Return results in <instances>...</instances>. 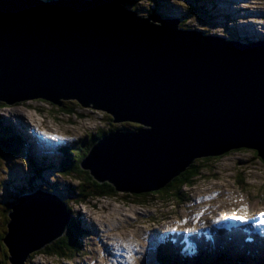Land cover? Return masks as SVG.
Returning <instances> with one entry per match:
<instances>
[{
    "label": "water",
    "instance_id": "water-1",
    "mask_svg": "<svg viewBox=\"0 0 264 264\" xmlns=\"http://www.w3.org/2000/svg\"><path fill=\"white\" fill-rule=\"evenodd\" d=\"M127 2L0 0V102L77 100L139 124L103 135L81 162L118 192L161 190L196 159L232 150L264 159V40L181 28ZM69 221L51 192L23 197L3 238L11 263L61 238Z\"/></svg>",
    "mask_w": 264,
    "mask_h": 264
},
{
    "label": "rangeland",
    "instance_id": "rangeland-1",
    "mask_svg": "<svg viewBox=\"0 0 264 264\" xmlns=\"http://www.w3.org/2000/svg\"><path fill=\"white\" fill-rule=\"evenodd\" d=\"M125 6L147 17L155 13L165 16V19L178 18L180 24H184L183 19L188 17L185 21L187 28L203 29L210 34L240 37L243 33L250 37L257 34L258 40L261 33L264 35V0H201L197 5L198 10L195 0H129ZM192 6L194 14H186V8ZM206 10L211 14H206ZM72 106L75 108L73 114H67L58 106L41 99L0 107V122L22 134L18 154L3 158L7 162L0 157V234L6 228V215L2 209L7 208L9 199L14 198V195L3 196L4 182L11 178L7 163L8 166L15 165L12 172L17 171L19 175L30 176L37 182L44 183L45 180L49 184H59L60 189L64 190L61 196L66 198L71 194L66 186L78 187V178L87 176L88 171L82 169V173L75 174L73 166L69 169L66 165L70 159L73 160L66 153L71 148L77 152V149L88 146L92 142L89 140L92 134L132 123L114 122L111 115L91 106ZM24 142L30 144V150L22 148ZM76 154L77 158L84 156L82 150ZM31 159L50 167L46 168L42 179L39 175L34 176V171L28 166L29 161L32 164ZM61 162L69 174L55 175L59 173ZM53 169H56L54 174ZM203 170L197 183L184 189L189 191L191 197L184 204H179L176 197L149 194L146 199H139L124 192H118L113 198L88 197L84 203L74 202L75 199L71 198L69 201L74 218L85 230L86 235L79 238V242L86 253L82 259L77 257L76 261H63L56 256L38 253L32 259V264H158L155 248L158 251L161 245L165 248L169 234H179L180 231L185 234H179L181 241L173 245L186 252L190 248L187 235L192 233L195 226L200 229L213 225L217 220L218 223L231 221L232 217L250 215L253 210L251 218L256 223L252 228L264 230V223L260 222L264 220V215H257L264 213V163L256 150L250 147L232 150L221 158L211 160L208 168ZM13 182L24 185L19 177H15ZM255 217L257 221H254ZM232 220L233 223L239 222V219ZM231 226L229 230L222 231L232 234L215 233L217 245H220L218 241L225 242L223 239L229 236L242 238L244 241L241 243L249 245L247 240L252 239L253 235ZM171 241L177 243L175 240L168 242ZM156 243L161 245L156 246ZM4 255H8V252L0 241V264H11Z\"/></svg>",
    "mask_w": 264,
    "mask_h": 264
},
{
    "label": "trees",
    "instance_id": "trees-1",
    "mask_svg": "<svg viewBox=\"0 0 264 264\" xmlns=\"http://www.w3.org/2000/svg\"><path fill=\"white\" fill-rule=\"evenodd\" d=\"M132 1V0H131ZM201 1L195 0V5L197 10V5H199ZM194 6L186 8V14L193 15L194 14ZM152 12V11H151ZM207 14V10H206ZM165 18V16H163ZM189 19L188 17H185L183 19L184 24H180L181 27L187 28V24H185ZM206 33V31H204ZM207 34V33H206ZM209 34V32H208ZM226 37L230 40H236L241 42H249V39H240L237 36L233 35H226ZM44 101V100H43ZM6 105L5 103H0V107ZM54 105V104H53ZM72 105L81 106L79 102H75L73 100H66L64 101L63 106H58L57 108L66 112L67 114H73L75 112V108ZM113 120V118H111ZM140 125H135L133 123H130L125 126V124L121 126H115L110 130L107 131H100L98 134H92L91 138L89 139L92 141L88 146H83L84 148L77 149V152H80L81 150L84 152V156H80L77 158V152L73 148H71L70 151H68L66 154H70L73 160H69V162H66V165L69 169L73 168L75 169V174L82 173L84 170H82L81 162L83 158L89 154V151L92 147V145L95 143L96 140H99L103 137V135H106L107 133L120 129V128H126V129H132V128H139ZM15 131L13 127H8L4 123L0 122V155L2 152L1 147L6 149V153L3 156V158H8L14 154H16L21 143V137L19 133L17 132L16 135L14 134ZM94 135L97 139L94 138ZM244 148H241L243 150ZM240 150V149H239ZM258 154V151H256ZM8 153V154H7ZM83 155V154H82ZM259 156V155H258ZM220 157H207V158H200L196 159L194 162L190 164V166L182 172L179 176L174 178L166 187L162 188L158 191H153L150 193H142V194H133L135 197L139 199H146L149 194L153 196L158 197H166L169 196L171 198L178 199L179 204H184L185 202L188 203L191 199L189 195V191H185L186 188L193 187L199 177H202L203 169L208 168V164L210 165L211 160L221 158ZM262 159V158H261ZM7 161V160H6ZM264 163V159H262ZM73 163V164H72ZM39 174L46 173V167L43 163L40 165L36 164ZM8 167V166H7ZM14 167H12L13 169ZM55 170V169H54ZM67 172V171H66ZM64 172V173H66ZM79 172V173H78ZM87 176H84V178H78L79 185L78 187H74L72 185H67L66 188L69 190L70 193L77 196L76 201L80 203L86 202L88 197L100 199V198H113L115 195L118 194V191L115 189V187L110 184L109 182H98L95 180V178L92 176L90 171H86ZM69 174V172L67 173ZM42 179V178H41ZM13 180V179H11ZM24 185H20V195L21 194H28L34 191L35 189L39 188L43 185L42 182H37L34 178H31L30 176L27 178H24V181L22 182ZM47 189L54 193L55 195L63 198L61 196L64 195V190H61L59 187V184L54 183L52 186H48ZM68 192V193H69ZM131 194V193H130ZM181 200V202H180ZM69 203V202H68ZM13 204V203H12ZM9 204L7 208H4L3 211L6 215L5 220V226L8 222L7 213L9 210H11V205ZM68 211L72 210V207L70 204L67 206ZM68 229L67 233L55 240L53 243L47 244L43 249L39 250L38 252L32 253L30 255V258H32L34 255L38 253H42L44 255L48 256H56L57 258H64L67 256L68 260H74L78 251L80 250V242L79 238L85 231L80 226L79 222L76 221L74 216H72L71 221L68 223ZM249 232V231H248ZM6 229L3 230V232L0 234V240L2 241L3 237L5 236ZM251 233V232H250ZM181 234V233H179ZM178 233L176 234H170L165 242V248L164 245L160 248V250H157V257L156 260L158 264H264V235H259L257 239H248V244H243L244 240L242 238L236 237L223 239L225 242H220V245H217V241L214 239H218L215 236L209 238L211 235H205L204 237L206 239H201V241L195 246L196 248L190 247L189 250L186 252H181L180 248L178 246L173 244H178V241H181V239L178 237ZM184 235V234H182ZM181 235V236H182ZM183 237V236H182ZM222 240V237H220ZM170 240H175L177 243L168 242ZM246 240V239H245ZM168 242V243H167ZM214 242V243H213ZM251 242V243H249ZM230 243H232L230 245ZM223 244V245H222ZM180 251V253H179ZM5 256V255H4ZM7 256L5 258L7 259Z\"/></svg>",
    "mask_w": 264,
    "mask_h": 264
},
{
    "label": "bare ground",
    "instance_id": "bare-ground-1",
    "mask_svg": "<svg viewBox=\"0 0 264 264\" xmlns=\"http://www.w3.org/2000/svg\"><path fill=\"white\" fill-rule=\"evenodd\" d=\"M223 1V0H222ZM246 1V0H245ZM225 2V1H224ZM240 3H243V2H240ZM259 9V8H258ZM217 11H218V9H217ZM249 11V10H248ZM254 16V15H253ZM253 18V17H252ZM258 20V19H257ZM259 23V22H258ZM264 30V29H263ZM261 40V39H260ZM39 165L41 164L40 162L38 163ZM54 170V169H53ZM218 228H221V229H226V230H229V228L228 227H232L231 226V224L228 222V221H225V223L222 225V226H220V225H218L217 226ZM239 229H245V228H241V227H238ZM88 233V232H87ZM234 235H238V234H234ZM247 235H253L252 236V239H257L258 237H259V235H255V234H253V233H250V232H247ZM241 237V236H240ZM190 242V241H189ZM158 246H160V245H158ZM188 250H189V248H188ZM182 252V251H181Z\"/></svg>",
    "mask_w": 264,
    "mask_h": 264
},
{
    "label": "snow or ice",
    "instance_id": "snow-or-ice-1",
    "mask_svg": "<svg viewBox=\"0 0 264 264\" xmlns=\"http://www.w3.org/2000/svg\"><path fill=\"white\" fill-rule=\"evenodd\" d=\"M257 215H264V213H257ZM234 218L240 219L241 221H244V220L248 219L247 216H235ZM260 222L264 223V220H261Z\"/></svg>",
    "mask_w": 264,
    "mask_h": 264
},
{
    "label": "clouds",
    "instance_id": "clouds-1",
    "mask_svg": "<svg viewBox=\"0 0 264 264\" xmlns=\"http://www.w3.org/2000/svg\"><path fill=\"white\" fill-rule=\"evenodd\" d=\"M225 36V35H224ZM244 43V42H243ZM248 43V42H247ZM77 101V100H76ZM4 103V102H3ZM6 104V103H5ZM6 105H8V104H6ZM82 106V105H81ZM6 125V124H5ZM9 127H11V126H9Z\"/></svg>",
    "mask_w": 264,
    "mask_h": 264
},
{
    "label": "flooded vegetation",
    "instance_id": "flooded-vegetation-1",
    "mask_svg": "<svg viewBox=\"0 0 264 264\" xmlns=\"http://www.w3.org/2000/svg\"><path fill=\"white\" fill-rule=\"evenodd\" d=\"M7 259L9 260V255L7 256Z\"/></svg>",
    "mask_w": 264,
    "mask_h": 264
}]
</instances>
